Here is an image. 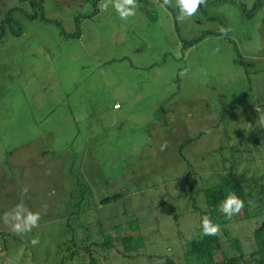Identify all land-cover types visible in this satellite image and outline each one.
I'll list each match as a JSON object with an SVG mask.
<instances>
[{
    "label": "rangeland",
    "instance_id": "obj_1",
    "mask_svg": "<svg viewBox=\"0 0 264 264\" xmlns=\"http://www.w3.org/2000/svg\"><path fill=\"white\" fill-rule=\"evenodd\" d=\"M36 1L0 0V231L12 241L1 255L3 264H59L74 246L73 235L81 240L99 232L101 217L107 231L132 217L129 226L111 232L117 238L138 236L136 228L146 229V221L153 231L144 234L154 244L139 262L125 258L117 244L109 255L112 264H166L154 252L185 264V241L168 235L178 229L188 238L198 233L194 211H207L205 193L171 201L177 223L173 215L150 209L151 203L161 202L167 191L180 193L179 179L190 171L198 172L191 179L195 190L212 186L221 160L214 150L221 146L222 156L239 158L250 176L264 175V0H207L184 22L177 20L176 0L164 8L163 0H145L146 8L138 0L139 17L128 20L109 5L114 12L108 7L93 23L106 37L107 28L117 26L107 21L115 14L111 19L125 29V39L115 41L88 31L82 41L67 37L76 31L79 13L101 10L104 0ZM142 9L156 19L135 23ZM90 27L85 24V30ZM221 27L229 33L207 36ZM116 103L119 112L113 111ZM83 185L84 204L92 209L77 219L70 214ZM125 192L117 205L99 210V200ZM22 200L41 218L38 227L18 235L4 214ZM226 224L244 249L253 248L247 239L256 221L242 220L241 211ZM223 248L216 261L223 254L238 256L227 243Z\"/></svg>",
    "mask_w": 264,
    "mask_h": 264
},
{
    "label": "trees",
    "instance_id": "obj_2",
    "mask_svg": "<svg viewBox=\"0 0 264 264\" xmlns=\"http://www.w3.org/2000/svg\"><path fill=\"white\" fill-rule=\"evenodd\" d=\"M21 1L24 3H32V5L37 4L36 0ZM38 8L42 10L41 6ZM32 17L34 18V16ZM41 19L42 21L47 20L43 14L41 15ZM80 19L81 18H77L76 31L74 33L67 34L69 39L79 36L81 31ZM208 35L220 36L222 34L221 32H208L207 36ZM200 40L201 39L194 40L192 41V44H195ZM1 41L2 39L0 38V42ZM202 135L203 134H200L199 137H196V139L201 138ZM188 143L189 142H187V144ZM187 144L183 145L182 147L186 146ZM230 148L232 151L238 150L235 148V146H230ZM225 150L226 149H224L223 146H221L219 150H214V152L219 151L217 153L221 155V160L219 161L221 164L219 166L218 163L217 167H214V169L216 168V172L215 170L213 171L215 177H210V179L214 180L212 186L208 188L199 187L197 190H195V187L191 184V179L194 178L198 172L195 173L190 171L187 176L179 179L181 181L180 193L175 194L174 191H167V193L161 199V202L151 203L152 208L150 209L157 210L158 213L163 215H173V219H175L177 223L179 221V215L175 213L177 211L175 207L171 209V201L175 199H182L183 196H189V199L192 200L193 195L198 196V193L200 192L205 193V202L207 204L205 207H207V211H199L198 209L194 211L200 217L199 229H195V231L197 230L198 233H196L195 236L192 235L193 237L191 236V238H188V236H186L187 232H185V230L181 231L178 229L176 236H172L170 234L168 235L170 240H178L180 243L185 241V264H191L196 259H200L203 264H264V175L252 173V176H250L251 169L242 167L241 165L243 162L239 158L235 159L233 156H222V153L225 152ZM228 163H231L229 167H227ZM240 168H244V170L241 171ZM170 182L171 181H167L166 183ZM155 186H157V184L153 185V187ZM86 192H88V189H86L83 185L80 191L81 198L77 203L74 204V211L72 214H70L71 217L78 219L83 214L84 219V215L86 214L87 216L90 209H92L90 205L88 206L89 209H87V206L84 204L86 200L84 195L87 194ZM230 193H235L244 201L242 220L256 221L258 224L249 233L251 236L250 240L247 239L249 246L253 247L251 249H244L243 246H241L240 239L232 236V233L226 226V223L229 222V219H227L220 211L221 202L224 201ZM127 195L128 192L117 193L99 200V210L114 204L117 205ZM189 199L187 200L189 201ZM89 201L90 199H88V202ZM204 216H208L214 225H219V228L223 233V237L220 235V233L218 235L209 236H205L203 234L202 218ZM90 219L86 221L88 225H92L90 223H93L90 221ZM97 220L98 219H96V221ZM98 221H102L98 224L99 232H88V234L85 235V237L81 240L76 239L75 234L73 235V238L70 242L74 246H71V248L68 249L69 253L62 258L61 263L59 264H67L68 262H72L73 264H77V262L78 264H106V262H108L110 259L109 255L111 254V248H115L117 244L122 245L123 255L125 258L130 260V262H139L138 259L144 253L143 251L146 250L149 245L154 244L152 242H147L144 236V234L147 232H153L152 230L148 231L147 221L142 223L146 229L136 228V232H139L138 236L127 235L121 238L114 237L111 235V232L114 233L117 231V229H120L121 231L124 225L129 226L132 223V217H129L128 220L124 219L119 221L117 224H113L112 231H107L106 226L103 225L104 217L99 218ZM120 223H122V226H120ZM70 226L71 225L69 224V227ZM10 237V233L0 231V248L2 249L0 254L1 264H3L1 255L4 251H6L9 244L8 242L11 241ZM6 238H8V240H6ZM75 243L77 244L75 245ZM225 243L229 245V248H227L229 249L228 252L232 249L236 250L238 252V256H230L228 254H223L222 252L223 259L222 261L218 262L215 260V257L218 252H221L224 249L223 247ZM205 253L206 256L203 257ZM153 255H157L160 258L166 259V264H174V260L171 256H163V253L158 255L156 252H154ZM177 259L179 261L178 257Z\"/></svg>",
    "mask_w": 264,
    "mask_h": 264
},
{
    "label": "clouds",
    "instance_id": "obj_3",
    "mask_svg": "<svg viewBox=\"0 0 264 264\" xmlns=\"http://www.w3.org/2000/svg\"><path fill=\"white\" fill-rule=\"evenodd\" d=\"M172 0H163V4L159 6L164 8L167 5H171ZM177 6L179 7V15L177 20L184 22L195 16L201 5H206L207 0H176ZM109 5H112L115 10L119 13L122 20H128L130 17L136 15V10L140 6L138 0H104L100 5L101 11H107ZM228 29L223 27L220 28L222 35H227ZM186 74V70L181 72L180 75ZM119 108V105L116 106ZM211 134V130H207ZM167 143L161 145V151L165 150ZM24 194H27L28 188L22 189ZM244 207V201L237 196L235 193H230L224 201L221 202L220 211L225 215L227 219H232L234 216L239 214ZM40 213L29 211L26 205L23 203L17 204L16 207L9 212L4 214V222L9 224L11 230L18 235L31 232L33 228L39 226ZM202 229L205 236L218 235L220 233L219 225H214L208 216L202 218ZM31 244L36 246L39 244V237H34L31 240Z\"/></svg>",
    "mask_w": 264,
    "mask_h": 264
},
{
    "label": "crops",
    "instance_id": "obj_4",
    "mask_svg": "<svg viewBox=\"0 0 264 264\" xmlns=\"http://www.w3.org/2000/svg\"><path fill=\"white\" fill-rule=\"evenodd\" d=\"M102 1V0H101ZM100 1V2H101ZM144 3L145 4V8H146V6H147V3H146V1L145 0H141V3ZM84 8V4H82V3H80L79 2V5H78V9H83ZM110 9H111V11L110 12H114L113 11V8L110 6L109 7ZM149 11L147 10L146 11V9H142V11H141V13H140V16L143 18L144 17V20L142 19V18H137V20L135 21V23H137V22H143V21H145V23H148L149 22V20H151L152 19V22L157 18V16H158V14H159V11H158V7H157V10H156V18L154 19L153 18V16L150 14V12H149V15L150 16H146L145 14L146 13H148ZM101 14V10H100V8H97V11L95 12V13H91V15H89V16H86V17H84V15L83 14H81V13H79V15H78V18H81L80 20H81V22H80V25H81V31H80V34H79V36H77V37H74L73 39H75V40H78V41H82V40H84L85 39V37H87V31L89 32V33H91V35H99V37H102V35H103V32L102 31H104L103 29H101V28H99V27H97V25L96 24H94L93 22L98 18V16ZM144 15V16H143ZM108 16V15H107ZM115 16V14H113L111 17H114ZM137 17H139V13H137V15H136ZM111 17L110 18H108V23L113 27V25H117V26H115V27H113V28H107V30H106V37H102V39H104V40H107V41H115V40H124L125 39V29H124V23L122 22V21H117V20H113V19H111ZM147 18H149V19H147ZM77 21V20H76ZM77 23V22H76ZM88 24V25H94V28H92V27H90L88 30H85V24ZM132 29H134V27L132 28ZM72 33V32H71ZM45 50H46V48H45ZM44 50V51H45ZM142 52L141 50H138L137 48H136V53L137 52ZM44 53V52H43ZM44 89H46V88H44ZM40 89L38 90V92L37 93H34L33 94V96H36V95H39L40 94ZM29 102H32V101H29ZM117 105H119V104H115L114 105V107H113V111H116V112H119V111H121V109H122V107H121V105H119V108H116V106ZM48 118V117H47ZM40 136H42V135H40ZM42 152H39V154H41ZM49 152H46L45 154H48ZM15 166H18V165H16L15 164ZM0 168H1V165H0ZM16 182V183H15ZM13 183H14V185L15 186H17V181H13Z\"/></svg>",
    "mask_w": 264,
    "mask_h": 264
},
{
    "label": "built area",
    "instance_id": "obj_5",
    "mask_svg": "<svg viewBox=\"0 0 264 264\" xmlns=\"http://www.w3.org/2000/svg\"><path fill=\"white\" fill-rule=\"evenodd\" d=\"M117 108V107H116ZM1 252H2V249L0 248V254H1ZM0 264H1V261H0Z\"/></svg>",
    "mask_w": 264,
    "mask_h": 264
}]
</instances>
